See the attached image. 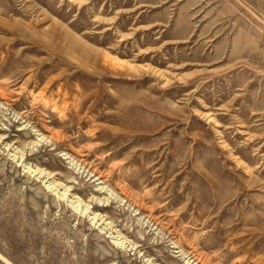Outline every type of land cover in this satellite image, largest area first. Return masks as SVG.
Returning <instances> with one entry per match:
<instances>
[{"label":"rangeland","instance_id":"rangeland-1","mask_svg":"<svg viewBox=\"0 0 264 264\" xmlns=\"http://www.w3.org/2000/svg\"><path fill=\"white\" fill-rule=\"evenodd\" d=\"M0 264H264V0H0Z\"/></svg>","mask_w":264,"mask_h":264},{"label":"bare ground","instance_id":"bare-ground-1","mask_svg":"<svg viewBox=\"0 0 264 264\" xmlns=\"http://www.w3.org/2000/svg\"><path fill=\"white\" fill-rule=\"evenodd\" d=\"M34 171H35V170H34ZM34 171H33V172H34Z\"/></svg>","mask_w":264,"mask_h":264}]
</instances>
